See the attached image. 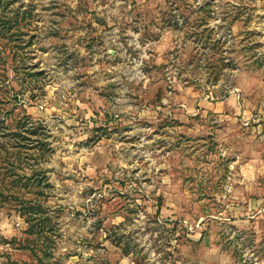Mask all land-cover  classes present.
<instances>
[{"label":"rangeland","instance_id":"1","mask_svg":"<svg viewBox=\"0 0 264 264\" xmlns=\"http://www.w3.org/2000/svg\"><path fill=\"white\" fill-rule=\"evenodd\" d=\"M0 264H264V0H0Z\"/></svg>","mask_w":264,"mask_h":264},{"label":"crops","instance_id":"2","mask_svg":"<svg viewBox=\"0 0 264 264\" xmlns=\"http://www.w3.org/2000/svg\"><path fill=\"white\" fill-rule=\"evenodd\" d=\"M206 107H209L210 105H211V108H212V110L215 112V113H220V114H226L227 112H229V111H233L234 113H235V111L237 112L238 111V109H235V102H234V100L233 99H227V100H225V101H223V102H220V103H216V104H210V103H207L206 102ZM235 109V110H234ZM243 116H245L244 114H243Z\"/></svg>","mask_w":264,"mask_h":264}]
</instances>
